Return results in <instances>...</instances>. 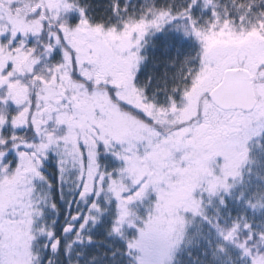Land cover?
Wrapping results in <instances>:
<instances>
[{
    "label": "snow or ice",
    "instance_id": "6c2138e0",
    "mask_svg": "<svg viewBox=\"0 0 264 264\" xmlns=\"http://www.w3.org/2000/svg\"><path fill=\"white\" fill-rule=\"evenodd\" d=\"M0 264H264V0H0Z\"/></svg>",
    "mask_w": 264,
    "mask_h": 264
}]
</instances>
